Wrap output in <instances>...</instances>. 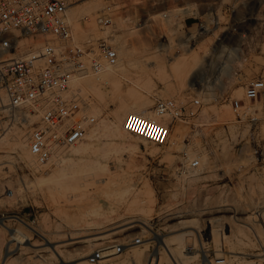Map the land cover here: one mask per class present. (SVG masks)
I'll list each match as a JSON object with an SVG mask.
<instances>
[{
    "label": "rangeland",
    "instance_id": "rangeland-1",
    "mask_svg": "<svg viewBox=\"0 0 264 264\" xmlns=\"http://www.w3.org/2000/svg\"><path fill=\"white\" fill-rule=\"evenodd\" d=\"M89 1L78 0L68 8ZM98 1L92 17L75 22L68 17L72 42L110 35L112 45H120L121 51L116 48L118 60L127 59L128 64L98 82L96 90L84 84L70 85L69 90L86 102L75 117H94L85 136L67 148H59L60 155H52L43 164L34 156L28 163L16 134L24 131L28 149L27 134L39 114L32 119L28 113L22 122L19 110L0 108V137L4 136L0 141V218L8 228L17 226L28 233V241L36 244L16 247L0 225V261L9 242L11 251L4 258L11 254L8 260L14 257V264H68L79 261L74 260L76 246H83L86 260L87 254L105 241L129 243L140 235L141 245L131 250L129 244L124 253L99 264H133L155 249L161 251L164 264H169L167 251L155 238L159 235L167 239L175 256L181 254L189 264H201L203 255L223 260L231 257L233 264L243 260L264 264V183L260 184L264 176V119L256 124L238 121L231 106L232 99H243L245 82L264 71V38L259 36L264 30V5L259 9L257 1L248 3L250 7L254 4L252 9L258 14L249 23L247 57L217 71L214 56L207 66L213 35L185 41L189 32L176 18V11L169 12L166 19L158 14L170 0ZM220 6L208 4V9L218 12ZM242 6L234 5L238 18L244 12ZM100 11L111 15L108 26L97 23L95 17ZM119 16L128 19L121 23ZM221 29L222 25L216 31ZM26 41L32 47L42 43L40 38ZM138 97L148 99L149 111L139 112L145 115H152L156 98L187 101L198 97L201 104L192 117L172 121L166 145L125 129V137L111 135L104 122L116 121L118 113L126 109L123 126L128 109ZM262 103L264 100L258 99L254 106L260 108ZM201 155L208 162L204 164ZM194 158L199 159L198 166L189 167ZM253 197L261 201V210H250ZM131 220L145 221L146 227L111 234ZM236 223H245L248 229L239 230ZM185 230L192 231L175 238ZM100 234L106 237L102 243L91 246L85 241ZM43 236L53 244H64L60 255L52 253ZM179 240L185 246L180 247ZM190 246L196 255L186 261Z\"/></svg>",
    "mask_w": 264,
    "mask_h": 264
},
{
    "label": "built area",
    "instance_id": "built-area-1",
    "mask_svg": "<svg viewBox=\"0 0 264 264\" xmlns=\"http://www.w3.org/2000/svg\"><path fill=\"white\" fill-rule=\"evenodd\" d=\"M76 1L0 0V101L4 96L6 105L2 107L8 108L7 112L19 110L18 117L22 122L28 113L39 114L38 121L27 134V147L39 164L45 163L57 149L81 140L94 121L92 115L75 117L83 111L86 102L79 93L69 90L71 80L75 76L97 72L104 65H113L118 60L110 35L82 43L72 42L66 10ZM249 1H257L259 9L264 5V0H170L166 9L158 14L166 19L169 12L176 11V18L189 32L183 39L185 41L213 35L207 58L210 64L206 63L211 65L214 56L216 67L222 69L247 57L245 44L251 35L249 23L258 14L253 11L254 4L248 6ZM212 3L222 4L218 12L217 9H208V4ZM238 3L243 5L245 12L240 18L234 8ZM95 18L101 26L111 23L108 12L100 11ZM220 25L222 29L216 31ZM259 36L264 38V30ZM35 38H40L42 43L32 47L26 40ZM258 99L264 100V71L245 82L243 99L231 100L238 121L256 124L264 119V103L260 108L254 106ZM200 104L198 97L187 101L156 98L153 116L129 112L123 119V127L152 143L166 145L172 121L192 117ZM165 116L169 117L168 121L164 120ZM198 164L199 159L194 158L189 167ZM141 242L140 235L133 236L129 243L105 241L93 248L86 259L90 263H100L122 252L125 246ZM206 259L209 258L206 256ZM222 260L217 258L216 262Z\"/></svg>",
    "mask_w": 264,
    "mask_h": 264
},
{
    "label": "bare ground",
    "instance_id": "bare-ground-1",
    "mask_svg": "<svg viewBox=\"0 0 264 264\" xmlns=\"http://www.w3.org/2000/svg\"><path fill=\"white\" fill-rule=\"evenodd\" d=\"M99 1L98 0H94V1H89V2H85L83 4H78L76 6H74L73 8H67L66 10V18L67 20L70 22L69 18L77 21L80 17H83V16H90L92 17L97 9V7L99 6ZM67 11H68V15H67ZM69 17V18H68ZM126 18L128 19V17L126 16ZM126 18L124 16H119L118 18V22H125ZM130 18V17H129ZM131 19V18H130ZM133 19V18H132ZM117 21V20H116ZM71 24V22H70ZM119 24V23H118ZM124 24V23H123ZM122 25V24H121ZM92 26H93V23H92ZM76 27L77 29H82L81 26L79 25L78 22H76ZM96 29V28H95ZM94 29V30H95ZM116 39V37H114ZM34 47V46H33ZM116 48L120 50V45H117ZM115 48V49H116ZM118 58V57H117ZM118 62H116L115 64L113 65H104L102 69H100L99 71L97 72H92V74L88 73L86 75H82V76H75L72 80H71V83L70 85H72L73 87H76L77 85L79 84H84L86 85L87 87H90L92 89H97V87L99 86L98 82H103L107 77L108 75H110L111 73H113L114 71L118 70V69H125V62L128 64V60L126 59V61H124L123 58H120L119 57V60H117ZM209 64V63H208ZM224 69V68H222ZM221 68L217 67V71H222ZM144 70V69H143ZM146 73V72H145ZM146 76V75H144ZM149 76V75H147ZM98 85V86H97ZM101 85V84H100ZM91 89V90H92ZM4 98L2 99V101H0V107L1 106H4L6 105V103L3 102ZM134 105L132 107H130L128 110L129 112H136V113H139V112H143V113H147L149 110H148V99L146 97H138L137 99L134 100ZM126 111V109H124L122 112L118 113L119 115L116 116V118H118L116 121H110V122H103L106 124L107 128H108V131L111 133V135L113 136H119V137H125L126 134V131L124 130L122 124H121V119H122V116L124 114V112ZM142 113V114H143ZM153 108H152V115H146V116H153ZM32 116V119L37 115L35 113H31L30 114ZM145 115V114H144ZM29 117V116H28ZM27 119V117H26ZM24 119V120H26ZM30 121V120H29ZM25 122V121H24ZM119 122V123H118ZM4 136L0 137V141L4 140L3 138ZM16 140L18 141L17 143L19 144L20 148H21V151H23L24 153V156L26 158V160L28 161V163H32L33 162V154L29 151V149H26L25 148V133L24 131L23 132H19L18 134H16ZM22 153V154H23ZM61 153V150L58 149L56 151V153H54V155L56 156H59ZM191 155V154H190ZM189 158V156H188ZM202 162H204L205 164V161H207L205 159V156L204 155H201L200 156ZM208 162V161H207ZM203 164V163H202ZM208 165V164H207ZM209 166V165H208ZM63 167L61 168V171H63ZM262 174V173H260ZM257 179V178H256ZM261 183H264V176L261 177V180H260V184ZM259 184V186L261 187V185ZM257 197V196H256ZM254 199H252V205H250V210L253 208H258L257 210H261V207H260V202L261 201H258V198L256 199L255 197H253ZM249 203V202H248ZM250 214L246 215V216H243V218H248ZM210 218V217H209ZM217 218V217H215ZM219 218V217H218ZM213 219V218H212ZM211 220V219H210ZM241 220V219H240ZM181 221V220H180ZM211 221H214L211 220ZM140 223H136L134 222V220H131L129 223L126 224V226H122L119 230H115V231H112L111 234H115V233H120V231H124V230H127L128 228H131V227H134V226H139V227H146V222L145 221H139ZM179 222V221H178ZM182 222V221H181ZM243 222V221H242ZM239 230H244V229H248L246 225H243V224H240V223H236ZM0 225L7 231L8 235H9V241H12L13 243H15L16 247L20 248V246H25V247H28L27 245H36L34 244L33 242H30L28 241L30 239V235L24 231H22L20 228H18L17 226L16 227H9L7 225H5V223L3 222V219L0 218ZM31 228V231H37L35 230L33 227H30ZM192 230H185V231H181V232H178L176 233L174 236L176 239H179L180 237L182 236H185L187 234L190 235ZM41 234V233H40ZM106 234V233H105ZM110 234V233H109ZM128 235V233L126 234ZM131 235V234H129ZM84 236V235H83ZM108 236V235H107ZM188 236V235H187ZM44 237V243L48 244L47 247H49L51 250H52V253H57L58 255H60V252L63 251V249H60V247H62L64 244H53V241L45 236ZM74 237V236H73ZM93 237V238H92ZM90 239L88 237V239H85V241L88 242L89 245H95V244H98V243H102L103 241H101L102 239H105V235L104 234H100V235H97V236H92ZM110 237V236H109ZM69 238H72V236H69ZM155 238L157 239V242H160L162 244V246L164 247V249L167 251V254L169 255L170 259H171V263L169 264H189V263H186L184 262V257H180L181 254L179 256H175L174 255V252L173 250L170 248V246L168 244H166L167 242H165L164 239L166 238H161L159 235H155ZM241 238V237H240ZM74 241V239H71V241ZM76 240V239H75ZM99 240V241H98ZM167 240V239H166ZM81 240H78L77 242H79ZM83 241V242H85ZM110 241V240H109ZM76 242V241H75ZM178 242V241H177ZM24 243H27V245ZM86 243V242H85ZM143 242H141L140 244H132L130 246L131 250L132 249H135L138 245H141ZM67 244V243H66ZM88 244L86 243V245L88 246ZM179 244L180 247L182 246H185L180 240L179 242L177 243ZM193 244V243H192ZM10 242L9 244L6 243V249L4 251V256L9 253L11 251L10 249ZM98 246V245H97ZM178 246V247H179ZM30 247V246H29ZM83 246H76L75 249L78 250L76 252V256L74 258L75 259H79L78 262H75V263H68V264H79L80 262H84L86 261L87 264H94V263H90L87 261V259L85 260L83 257L85 256V251L84 249H82ZM192 247L193 246H190L188 247L187 249V256L185 257L186 258V261L188 259H192L195 257V252L194 250H192ZM122 253H124V250L120 253H117L113 256H111L110 258L106 259V260H103L101 262H104V261H109L110 259H114L115 257H117L118 255H121ZM256 253V252H255ZM261 254V253H260ZM11 255V254H10ZM8 255L7 257L2 258V260L0 261L1 263L0 264H14L12 261L15 260L14 257H12L11 259H13L12 261L11 260H8V257L10 256ZM177 255V254H176ZM258 255V254H256ZM175 256V257H174ZM142 257V256H141ZM163 255L161 253V251L159 249H155V251H153L151 254H143V257H142V260H139V259H136L133 264H164L163 262ZM202 259V262L201 264H204V262H206L207 264H216L218 262H216V258H213V259H206V255H203V257L201 258ZM259 259V258H258ZM232 258L231 257H227V259L225 260H222V262H224V264H233L232 263ZM259 261V260H258ZM27 262V261H26ZM59 262V261H58ZM61 262V261H60ZM63 262V261H62ZM100 262V263H101ZM118 262V261H117ZM115 263V264H123L122 262L120 263ZM196 262V261H195ZM25 263V262H24ZM65 263V262H64ZM26 264V263H25ZM67 264V263H66ZM96 264H99V263H96ZM110 264V263H109ZM193 264H200L198 262L196 263H193ZM235 264H262L260 262L258 263H252L250 261H246L244 262V260L241 262H238L235 263Z\"/></svg>",
    "mask_w": 264,
    "mask_h": 264
}]
</instances>
